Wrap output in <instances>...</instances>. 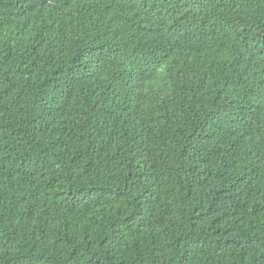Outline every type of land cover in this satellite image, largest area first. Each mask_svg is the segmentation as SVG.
Listing matches in <instances>:
<instances>
[{
    "label": "trees",
    "instance_id": "trees-1",
    "mask_svg": "<svg viewBox=\"0 0 264 264\" xmlns=\"http://www.w3.org/2000/svg\"><path fill=\"white\" fill-rule=\"evenodd\" d=\"M0 264H264V0H0Z\"/></svg>",
    "mask_w": 264,
    "mask_h": 264
}]
</instances>
